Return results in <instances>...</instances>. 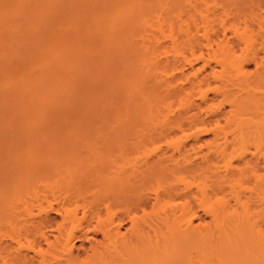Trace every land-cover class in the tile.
I'll use <instances>...</instances> for the list:
<instances>
[{
	"label": "bare ground",
	"instance_id": "6f19581e",
	"mask_svg": "<svg viewBox=\"0 0 264 264\" xmlns=\"http://www.w3.org/2000/svg\"><path fill=\"white\" fill-rule=\"evenodd\" d=\"M84 98V130L55 134L104 141L90 181L105 215L79 203L80 153L18 146L80 127ZM0 131L16 147L0 155L4 264H264V0H0ZM72 177L75 202L35 189ZM45 226L68 230L54 244Z\"/></svg>",
	"mask_w": 264,
	"mask_h": 264
},
{
	"label": "rangeland",
	"instance_id": "374dc122",
	"mask_svg": "<svg viewBox=\"0 0 264 264\" xmlns=\"http://www.w3.org/2000/svg\"><path fill=\"white\" fill-rule=\"evenodd\" d=\"M248 2H246V4H247ZM240 4H243V2H239L237 5H240ZM249 4H251V3H248V6H249ZM235 6H236V4H235ZM243 6V5H242ZM241 6V7H242ZM252 5H250L248 8H250ZM239 7V6H238ZM244 7H246V5L244 6ZM236 8V7H235ZM247 8V9H248ZM236 10V9H235ZM233 18V17H232ZM231 18V19H232ZM234 19V18H233ZM232 19V20H233ZM235 21V20H234ZM223 30V29H222ZM222 30H220V31H222ZM220 31L218 32V34L219 35H221L222 33H223V31L220 33ZM228 32V31H227ZM227 34V33H226ZM228 34H229V32H228ZM199 35V34H198ZM198 35L196 36V37H198ZM229 35H231V33L229 34ZM222 36H223V34H222ZM221 36V37H222ZM201 37V36H200ZM199 37V38H200ZM227 37H230V36H228L227 35ZM198 38V39H199ZM231 39V38H230ZM234 41H235V38H232ZM231 39V42L233 41ZM200 40H202V38L200 39ZM162 42H165V43H162L161 42V44H164V45H162L163 47H165L164 49L167 51V49H169L170 50V45H167V47L165 46V44H167V42L168 41H163V39L161 40ZM234 41H233V43H234ZM238 40H236V42H237ZM236 42L234 43V45H239L240 43H239V41L237 42L238 44H236ZM232 43V44H233ZM160 45H157L155 48H154V50L156 49H158V48H160V47H162V46H160ZM164 50V51H165ZM163 51V50H162ZM207 52L206 50H203V53H204V55H207L205 52ZM167 54H171V53H167ZM172 55V54H171ZM170 55V58L172 57L173 58V55L171 56ZM164 56H166V54H165V52H164V54L162 55L161 54V57L160 56H158L159 57V59L160 58H162V60H165L164 58H166V57H164ZM168 57V56H167ZM171 58V59H172ZM161 60V59H160ZM182 65H184V66H181V64L179 65V67H180V69H181V71H186V73H188L189 71H191V69H190V66L191 65H189V63H186V65H185V63H182ZM189 65V66H188ZM181 67H183L184 69H182ZM185 67H187V68H185ZM188 67H189V69H188ZM187 69V70H186ZM183 80V79H182ZM185 80V79H184ZM179 83L181 82V80L180 81H178ZM183 82V84H186V85H188V82L187 81H185V83H184V81H182ZM180 85V84H179ZM182 85V84H181ZM198 102H200V100H198ZM78 108H77V110H76V112H75V115H73V116H75V117H73V119L74 120H77L78 122H79V124H80V127H67V126H65V125H63V124H61L60 122H59V126L58 125H56V126H54V125H45V126H38V127H35L34 129H29V130H27L26 132H28V134L30 133V132H36V133H34V134H32V135H34V136H38V137H27V138H24V139H22V140H18V142H21V144H19L18 146H20V145H22V144H24V146H28V147H31V148H34L37 152H38V154H42V153H45L44 151H45V145H47V144H52L53 143V141H54V139L57 141H59V142H61L63 145H64V147H63V149H67V150H69L68 151V154L69 153H80V160L78 161V163H82V166H83V168L85 169L84 170V172L83 173H81L82 175H86V176H84V179L85 180H87V183L85 182V184H84V182H83V188L82 187H80L81 189H84L85 190V192L87 193V198H85V200H79V203L81 202V201H83V204H87V208H88V205L92 208V205H93V203H96V202H99V203H97L96 204V207L93 209H91V208H89L88 209V211H87V208H86V212H90V210H95L96 209V213H94L93 211H91L90 213H94V214H100V215H105V205L107 204V198L106 197H104L103 199L101 198V196L102 195H100L99 196V194L96 192V190L94 191V190H91V188H93V178H90L91 177V173L92 174H94L95 172L93 171V169H95L96 167H98V166H100L102 163H101V156H102V154L103 153H101V151L103 150V151H105V148H104V141H102V140H100V138H99V136L98 135H93V136H89L88 138H84V139H82L80 142H76V143H74V142H68V143H66V138H68L67 137V135H66V133L65 134H60V135H58V134H55V130H56V128H60V129H62L63 131H65V132H75V131H83L84 130V127L83 126H85V125H87L88 124V122H89V106H90V99L89 98H84V99H81L79 102H78ZM201 111V110H200ZM200 111H197V112H199V113H197V114H200ZM203 111V110H202ZM205 112V111H204ZM204 112L202 113L201 112V114H202V116L203 117H205V118H203L201 115H198L199 116V118L201 117V119H208L207 117H206V115H203L204 114ZM177 113V114H176ZM176 113H171V115H170V117L169 118H171V119H173V118H175V116L173 117V115L172 114H176V117L177 116H179V114H178V112H176ZM196 114V115H197ZM206 114V113H205ZM52 116H57V118H58V120H59V118L61 119L62 118V116H64V114L63 113H55V112H52V114H51V117ZM167 116H168V114H167ZM170 120V119H169ZM82 126V127H81ZM91 127V126H90ZM90 127H88V128H90ZM95 128H93V127H91L90 128V130L92 131V130H94ZM77 131V132H78ZM10 132V131H9ZM60 132V131H59ZM204 132V131H203ZM6 133L7 132H1L0 131V136H2V135H4L5 137H6ZM205 133L207 134V132H204V133H201L200 132V134H198L199 136H201L202 134H204V135H202L201 137H199V139L200 138H203V139H209L210 137H211V134L210 135H205ZM207 136V137H206ZM209 136V137H208ZM194 139V138H193ZM193 139H191V140H193ZM196 139V138H195ZM194 139V141H196ZM55 141V142H56ZM193 141V142H194ZM25 142V143H24ZM192 142V141H191ZM12 142H11V140L10 139H5V138H2V137H0V155H1V153H9V152H13V151H15L16 150V147H12ZM62 149V150H63ZM61 150V151H62ZM205 150V149H204ZM60 151V152H61ZM170 152H171V150H170ZM169 152H168V150H167V153L166 154H168ZM176 156H177V153H176ZM57 162L59 163H62V164H65V165H70L71 166V168H75V166H77V165H75V163H72V162H65L64 161V158L61 156L58 160H57ZM101 169H103V167L102 166H100L99 168H98V170H101ZM89 170H91V171H89ZM94 173H93V172ZM77 174H79V173H77ZM94 176V175H93ZM77 177H72V178H70V179H67L66 181H64V182H59V183H56L54 180L52 181V182H49V183H44V184H39V185H36L35 186V189H39V190H41V193H42V190H43V192L45 191V192H47V190L48 191H50V190H54L52 193H50V197H49V200L51 199V200H53V197L54 196H52L55 192H56V194H59L60 192H59V190H61L62 189V191H61V195L63 196V195H65V193L66 194H68L69 196L70 195H72V196H70L71 198H69V200L70 201H72L73 200V202H75L74 201V198L72 199V197L74 196V194H72L73 193V191L75 190V191H77V187H78V181H79V179H76ZM89 178V179H88ZM90 179L92 180V181H90ZM88 181H90V185H92V187H90V185H89V183H88ZM84 186H87V187H89V189H88V191L89 192H87V188L86 187H84ZM79 188V189H80ZM84 190H82V191H84ZM90 190H91V192L93 193V191H94V193H93V195L91 194V192H90ZM96 192V193H95ZM75 193V192H74ZM78 193H79V191H78ZM88 193H90V194H88ZM84 194V192L82 193V195ZM33 195V193H31V194H29L28 196L26 195V197H27V199H29L30 201L31 200H33V203H34V206L36 207V205H38V204H36L35 205V200L34 199H30L31 198V196ZM80 195H81V193H80ZM80 195L78 194V196L80 197ZM86 195V194H85ZM94 195H96V197L95 198H93V196ZM98 196L100 197V198H98ZM76 197V196H75ZM83 197V196H82ZM82 197L80 198V199H82ZM90 197V198H89ZM33 198H34V195H33ZM78 199V198H77ZM76 198H75V200H77ZM37 200V199H36ZM86 200L87 201H89V202H86ZM70 201H68V202H70ZM31 203H32V201H31ZM38 203H39V201H38ZM21 204H22V202H21ZM21 204H19V206L21 205ZM23 204H26V203H24L23 202ZM82 204V203H81ZM92 204V205H91ZM101 205V208H100V205ZM44 205H45V203H44ZM66 205L67 204H65V207H66ZM99 207H98V206ZM22 206V209L21 208H19L18 207V204H17V208H18V210H19V212H21V213H23V206L24 205H21ZM20 206V207H21ZM60 206H62V205H60ZM93 207H94V205H93ZM34 208V207H33ZM16 209V208H15ZM36 209H37V207H36ZM36 209H33V210H35V212L34 213H36L37 212V210ZM81 208H79V210H78V213H77V215H78V217H81L82 216V214H83V210H80ZM83 209V208H82ZM17 211V210H16ZM16 211H15V216H16ZM88 214L89 215V218H91L90 217V215L91 214ZM52 217H56V220H55V223H51L50 222V224L48 225V226H51V224H52V228L51 229H53V228H55L56 227V229H57V226H59L60 227V225H58L57 224V222H59V224H60V220H61V225H62V222H64V220L62 221V217L60 216V217H58V216H55L54 214H52L51 215ZM64 216L65 215H63V218H64ZM66 218V217H65ZM68 219V218H67ZM66 219V220H67ZM92 220V219H91ZM94 220V219H93ZM91 221V223L93 222L94 223V221H96V220H94V221ZM68 221V220H67ZM65 223V222H64ZM64 223H63V226H64ZM68 223V222H67ZM126 224H129V221H127V223ZM37 226V225H36ZM68 227H70V223H68V225H67ZM66 226V224H65V226H64V228H66L67 227ZM126 226H128V225H126ZM37 227H39V226H37ZM44 227V226H43ZM43 227H40L41 229L43 228ZM40 228H39V230H40ZM45 228L47 229V228H49V229H47L46 230V233L48 234L49 233V237H51L50 239L51 240H54L55 238V240L54 241H52V242H54V244L56 243V240L57 239H59V237L62 235L63 236V234H64V232L66 231V230H68V228L64 231V232H60L61 233V235H59V233H58V236H56V229L55 230H51L50 229V227H46L45 226ZM45 228L44 229H42L43 231L45 230ZM63 228V227H62ZM60 231H62V229H60V228H58ZM3 230V229H2ZM48 230H49V232H48ZM4 231H6V229H4ZM51 231V232H50ZM58 231V230H57ZM45 232V231H44ZM53 234H54V236H53ZM53 237H55V238H53ZM58 237V238H57ZM99 238H101V237H99ZM0 240H6V239H3V238H1ZM74 241V240H73ZM72 241V242H73ZM71 242V243H72ZM74 243V242H73ZM78 245L80 244V242H78L77 243ZM86 245H88V243H85ZM5 253V255H6V252H4ZM3 253V254H4ZM7 253H9V252H7ZM81 253H83L82 251H81ZM0 254H2V253H0ZM8 258H7V257ZM5 257H4V255H2V256H0V257H2V259H0V264L1 263H3V262H5L6 260H8V261H10L9 259H11V258H9V256H10V254H8V255H6ZM4 257V258H3ZM12 257V256H11ZM6 258V260L5 261H3V259H5ZM38 258V257H37ZM39 259V258H38ZM3 262H2V261ZM4 264V263H3Z\"/></svg>",
	"mask_w": 264,
	"mask_h": 264
}]
</instances>
